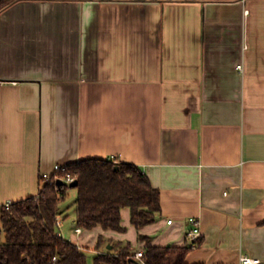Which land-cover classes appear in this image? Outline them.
<instances>
[{
	"label": "crops",
	"instance_id": "crops-1",
	"mask_svg": "<svg viewBox=\"0 0 264 264\" xmlns=\"http://www.w3.org/2000/svg\"><path fill=\"white\" fill-rule=\"evenodd\" d=\"M112 157L159 189L155 221L64 238L264 264V0H0V204Z\"/></svg>",
	"mask_w": 264,
	"mask_h": 264
},
{
	"label": "trees",
	"instance_id": "trees-1",
	"mask_svg": "<svg viewBox=\"0 0 264 264\" xmlns=\"http://www.w3.org/2000/svg\"><path fill=\"white\" fill-rule=\"evenodd\" d=\"M75 187L44 182L35 196L0 204V264H88L86 246L57 235L59 204L68 188H74V224L82 229L100 227L124 231L121 209L129 208L130 223L136 228L155 221L160 212V192L143 169L116 158H88L65 165ZM139 237L145 238L139 234ZM103 236L98 235L92 264H129L133 258L130 244L101 251ZM116 247V248H115ZM189 245H148L143 252L146 264L188 263Z\"/></svg>",
	"mask_w": 264,
	"mask_h": 264
},
{
	"label": "built area",
	"instance_id": "built-area-1",
	"mask_svg": "<svg viewBox=\"0 0 264 264\" xmlns=\"http://www.w3.org/2000/svg\"><path fill=\"white\" fill-rule=\"evenodd\" d=\"M113 158V157H112ZM65 168V165H61V164H55L54 165V173L51 175H43V181L44 182H48V183H56V180L61 179L62 180V184L60 186H63V184H68L70 182H72L75 178L69 173L66 172L65 174H63L62 176L58 175V171L63 170ZM10 201L4 203L3 205L5 206H9L10 205ZM188 221L191 223V228L188 232V234L190 235V237L195 240L196 237H198L201 232H200V222L199 219L197 217L191 216L188 218ZM172 219H168L167 223H171ZM61 217L57 216L56 218V224H57V235L61 236L62 238H64L63 235V231L61 229ZM82 228L79 226H75L74 227V233L79 234L81 232ZM143 249H138L136 251L133 252V258L131 259V261L129 262V264H146L144 259H143ZM240 264H255L257 263L259 260L256 258H252L248 255H241L240 256Z\"/></svg>",
	"mask_w": 264,
	"mask_h": 264
},
{
	"label": "rangeland",
	"instance_id": "rangeland-1",
	"mask_svg": "<svg viewBox=\"0 0 264 264\" xmlns=\"http://www.w3.org/2000/svg\"><path fill=\"white\" fill-rule=\"evenodd\" d=\"M75 196H76V191L74 190V188H68L66 197L59 204L60 211H62L61 214L64 216L66 215L64 218L65 220H62L61 228L64 231L65 228H69L70 226L71 227L73 226L72 227V233L73 234H74L73 229L75 227L73 224ZM93 230H95V229H93ZM64 233H65V231H64ZM96 233H97V231H90L88 233L89 236H92V238H90V240L87 242L88 246L85 249L88 264H92L93 256L96 254V251L93 249L95 239H96L95 235H97ZM83 235H85V234H83ZM69 236H70L69 234H65L66 238H68ZM83 244H85V243H83Z\"/></svg>",
	"mask_w": 264,
	"mask_h": 264
},
{
	"label": "water",
	"instance_id": "water-1",
	"mask_svg": "<svg viewBox=\"0 0 264 264\" xmlns=\"http://www.w3.org/2000/svg\"><path fill=\"white\" fill-rule=\"evenodd\" d=\"M63 182L61 179L56 180L57 185H61ZM78 181L74 179L72 182L69 183V187H75L77 185Z\"/></svg>",
	"mask_w": 264,
	"mask_h": 264
}]
</instances>
